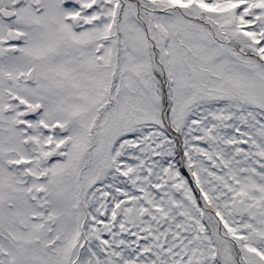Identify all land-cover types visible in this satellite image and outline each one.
Instances as JSON below:
<instances>
[{"label": "snow or ice", "instance_id": "1", "mask_svg": "<svg viewBox=\"0 0 264 264\" xmlns=\"http://www.w3.org/2000/svg\"><path fill=\"white\" fill-rule=\"evenodd\" d=\"M0 264H264V0H0Z\"/></svg>", "mask_w": 264, "mask_h": 264}]
</instances>
